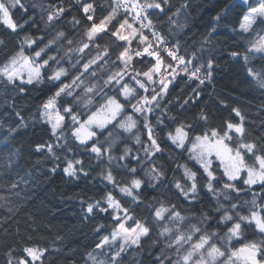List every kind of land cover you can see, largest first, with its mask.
<instances>
[{
	"label": "snow or ice",
	"instance_id": "snow-or-ice-1",
	"mask_svg": "<svg viewBox=\"0 0 264 264\" xmlns=\"http://www.w3.org/2000/svg\"><path fill=\"white\" fill-rule=\"evenodd\" d=\"M74 4L87 22L79 40L74 36L81 20L75 15L68 21L73 32L59 28L68 14L65 0H38L33 5L45 21L44 36L27 32L20 36L25 25L35 24V17L28 15L23 0H0V25L17 37L0 63V83L20 92L24 85L48 86L50 94L40 105L41 119L46 117L51 138L65 143H37V152L46 150L59 159L58 148L82 149L97 161L102 190L95 203L87 204L86 212L107 214L111 231L87 252L86 264H124L126 256L129 264H143L136 258L155 249L159 251L149 264H264V136L260 142L248 139L245 116L236 107L231 109L234 116L219 128L203 131L176 117H168L171 124L164 118L172 111L169 97L181 73L205 82L202 68L196 66L199 57L181 55L179 45L169 44L154 25V17L167 13L168 0H111L110 10L99 18L93 2L74 0ZM17 9L28 16L23 23L14 19ZM233 12V31L246 46L230 55L246 70L247 82L264 89V0H240L226 6L216 20ZM104 37L108 39L102 45ZM0 47H5L4 40ZM257 58L259 67L253 66ZM207 68L210 79L211 60ZM193 92L198 95L196 89ZM96 101L102 103L92 110ZM187 104L185 99L181 109ZM81 105L87 113L82 114ZM158 111L164 115L155 116ZM199 119L208 117L202 112ZM157 126H163L162 132L167 129L166 139L181 157L187 152V159L194 161L192 167L177 163L174 171L182 170L180 178L169 180L157 163L158 154L165 151ZM130 138L137 146L135 152ZM63 163L69 177L89 175L83 159L66 152ZM8 167H15L11 156ZM149 188L160 191V196L148 199ZM201 191L208 194L207 208L201 204ZM167 192L175 200L165 196ZM104 229L98 224L94 231ZM248 234L254 238L247 239ZM46 251L25 246L19 254L10 248L6 255L8 264H43Z\"/></svg>",
	"mask_w": 264,
	"mask_h": 264
},
{
	"label": "trees",
	"instance_id": "trees-1",
	"mask_svg": "<svg viewBox=\"0 0 264 264\" xmlns=\"http://www.w3.org/2000/svg\"><path fill=\"white\" fill-rule=\"evenodd\" d=\"M23 2L29 9L28 15L35 17V24L30 22L25 25L20 36L26 32L34 36H44L45 21L41 19L39 9L33 10V5L38 0ZM88 2H93L97 6L98 18L110 10L111 0ZM234 3L239 1L168 0L167 13L153 18L155 27L165 34L169 44L179 45L181 55L187 53L188 57L193 54L199 57L196 66L202 68L200 76L205 81L204 84H200L199 81L189 80L181 73V78L175 82L169 97L171 104L168 107L172 111L164 118L166 123L171 124L168 117H176L177 120L196 126L198 131H203L209 126L219 128L230 115L234 116L231 109L236 107L245 116L248 139L260 142V137L264 136V89H260L254 83L249 84L246 80V70L242 69L230 55L233 51L241 52L242 47L246 46L243 39L233 31L235 12L220 21L216 20L218 13ZM65 7L68 14L59 28L73 32V26L68 21L75 15L81 20L74 36V39L79 40L87 22L83 18V13L75 6L74 0H65ZM178 9L179 14L173 15ZM13 15L20 23L28 19L22 9L14 10ZM169 16L172 19L171 23H168ZM236 29H239L238 24ZM16 39L17 37L9 35L0 25V40L5 41V47H0V63L11 53ZM107 39L104 37L100 43L103 45ZM92 54L95 55V52ZM209 60L213 63L210 79L207 68ZM259 65L260 61L257 58L253 61V66ZM23 87L25 91L20 92L17 88L0 83V196L6 198L0 200V264H8L6 253L10 248L19 254L25 246L47 249L43 264H86L87 252L94 248L95 242L101 236L111 231L108 226L110 218L107 214L96 212L89 215L86 212L87 204L95 203L102 190V180L98 175L100 168L96 167L95 158H90L82 149H75L73 152L58 148L56 153L59 159L49 155L46 150L44 152L35 150L37 143L55 145L64 144L65 141L51 138L50 125L41 119L40 105L50 94L47 91L48 86L40 84ZM193 89L197 90L198 95ZM185 99H188V104L181 109L180 105ZM99 103L102 101L94 102L92 110H95ZM80 107L83 109L82 105ZM87 112V109H83L82 114ZM202 112L207 115V121L199 119ZM162 115L164 114L160 111L155 114ZM155 116L152 117L153 124ZM161 127L163 126H157L155 130L165 151L158 154L157 163L164 169L169 180L174 176L180 178L182 170L174 171L177 169V163H187L192 167L194 161L187 159V152L181 157L180 150L174 149L166 139L167 129L162 132ZM140 130L142 134V124ZM100 139L103 141L104 137ZM142 139H146L143 134ZM229 143L231 145V142ZM129 146L134 152L137 150L133 138L129 139ZM66 152L69 157L84 160V167L89 172L87 177L82 174L69 177L63 172ZM9 156L15 165L11 170L8 167ZM53 168L56 170L53 171ZM145 179L147 180V177ZM13 183L16 185L14 189ZM164 195L175 200L172 192ZM153 196H160V191L153 192L149 188L148 199ZM199 196L201 204L207 208V192L201 191ZM184 206L188 207L187 204ZM197 207L199 208L200 204ZM186 214L190 215L191 211ZM98 224L105 225L101 233L94 231ZM246 238L250 240L254 237L248 234ZM158 251L159 249L151 253L144 251L136 259L143 261V264H149ZM129 259L126 256L124 264H129Z\"/></svg>",
	"mask_w": 264,
	"mask_h": 264
},
{
	"label": "rangeland",
	"instance_id": "rangeland-1",
	"mask_svg": "<svg viewBox=\"0 0 264 264\" xmlns=\"http://www.w3.org/2000/svg\"><path fill=\"white\" fill-rule=\"evenodd\" d=\"M236 1H239L240 2V0H236ZM44 120H46V117H45V119Z\"/></svg>",
	"mask_w": 264,
	"mask_h": 264
},
{
	"label": "built area",
	"instance_id": "built-area-1",
	"mask_svg": "<svg viewBox=\"0 0 264 264\" xmlns=\"http://www.w3.org/2000/svg\"><path fill=\"white\" fill-rule=\"evenodd\" d=\"M198 81V80H197Z\"/></svg>",
	"mask_w": 264,
	"mask_h": 264
}]
</instances>
